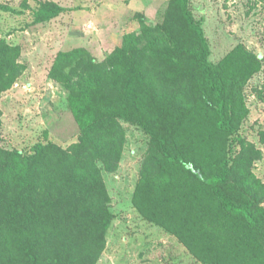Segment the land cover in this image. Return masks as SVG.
<instances>
[{"label": "trees", "instance_id": "16d2710c", "mask_svg": "<svg viewBox=\"0 0 264 264\" xmlns=\"http://www.w3.org/2000/svg\"><path fill=\"white\" fill-rule=\"evenodd\" d=\"M0 9L15 12L2 3ZM66 10L41 2L34 22ZM135 16L140 30L126 35L105 60L98 62L86 47L55 57L49 76L77 86L68 96L80 128L77 142L67 148L40 143L27 154L0 148V264H98L113 219L103 170L115 171L121 161L123 121L151 135L144 183L183 186L190 196L206 186L227 215L264 244V182L252 168L261 151L238 137L240 152L206 173L175 141L177 124L199 101L217 113L221 130L237 133L235 97L227 92L223 66L209 60L210 46L190 0H169L155 26L145 14ZM19 53L0 42V93L25 69Z\"/></svg>", "mask_w": 264, "mask_h": 264}, {"label": "rangeland", "instance_id": "374dc122", "mask_svg": "<svg viewBox=\"0 0 264 264\" xmlns=\"http://www.w3.org/2000/svg\"><path fill=\"white\" fill-rule=\"evenodd\" d=\"M44 1L67 10L36 23L34 12ZM168 2L0 0L15 10L0 9V42L20 48L18 61L25 65L0 93V148L27 154L40 143L67 148L77 142L80 128L68 104L70 89L77 86L49 76L58 52L86 47L101 62L126 35L140 30L138 12L155 26ZM190 7L208 40L209 60L223 66L227 92L235 97L237 133L221 130L217 113L199 101L177 124V146L211 173L240 152L242 137L261 151L252 168L264 182V0H190ZM123 126L121 161L115 171L103 170L113 219L98 264H264V244L227 215L209 188L197 186L190 196L183 186L144 183L151 135L137 124L123 121Z\"/></svg>", "mask_w": 264, "mask_h": 264}]
</instances>
